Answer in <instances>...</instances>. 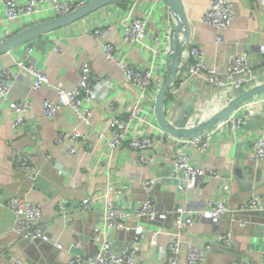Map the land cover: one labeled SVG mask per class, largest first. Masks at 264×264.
Segmentation results:
<instances>
[{"label":"built area","instance_id":"1","mask_svg":"<svg viewBox=\"0 0 264 264\" xmlns=\"http://www.w3.org/2000/svg\"><path fill=\"white\" fill-rule=\"evenodd\" d=\"M89 0H0V43L32 24L48 18L66 15L67 13L84 5ZM129 1V2H128ZM153 2L160 5L156 9L151 6L147 12L150 18L134 14L141 2ZM128 2L130 7L125 11L118 7L119 3ZM109 4L100 10H107L111 6L113 13L119 12L117 21L110 25L102 24L92 26L87 32L98 40L104 59L112 62L121 72L124 82L136 91L135 100L121 106L113 100H104L97 95L95 83L98 77L93 73L88 61L81 60L78 65V81L72 87H57V99H44L40 110L44 117L52 119L58 112L65 110L69 116L77 121V126L66 129L53 140L55 145L64 148L65 154L75 156L80 152L100 147L106 161V168L111 166L110 158L124 149L129 150L133 161L139 165L159 166L158 156L160 145L169 142L171 145L170 168L167 175L156 176L154 179L144 181L142 188L145 192L144 199L132 207H124L127 189L124 184L116 183L111 192L98 193L96 196H85L78 208L82 212H91L95 201H101L99 222L92 227L90 239L96 245V251L90 257L83 256L79 249L81 241L73 239L65 264H205L212 244H187L183 249V232L188 227L197 223L201 218L211 225H216L224 215L234 217L246 211H264L262 196L251 195L241 200L236 207L228 204V185L218 189L217 193L210 196L201 209H188L175 206L169 210L160 209L153 196L156 182L164 178L177 185L180 192L188 188L202 185L207 180L223 182L219 171L211 167L196 165L191 153H196L198 158H204L210 149L211 143L223 137L238 138L248 134L250 140V157L255 162L264 164V123L251 127L250 121L258 120L254 104L264 102V93L253 96L239 104L227 117L218 120L208 130L192 138H181L169 135L160 128L156 122L154 107L158 91L169 76V62L171 55V39L173 36L174 21L164 0H125ZM264 8V0H261ZM96 11L95 13H98ZM237 16L236 6L232 0H208V5L203 9L197 19L198 23L217 32L231 29ZM151 20V21H149ZM154 20L156 32H152L151 24ZM119 35L127 47L139 49L147 59V67L137 66L134 61H126L119 55L118 47L110 40V34ZM152 44H148V39ZM33 40V39H32ZM32 40L19 45L26 55L33 52ZM222 41L221 37L216 40ZM56 49H58L56 47ZM256 57H251L250 52L244 49L231 55L222 67L209 63L206 53L196 42H190L189 36L182 45L179 62L174 77L169 83L165 106L176 105L184 122L183 125L173 120L167 122L178 128H193L218 113L231 99L242 92L264 83V44L255 45ZM78 59L79 55L75 54ZM15 67L21 74L26 75L31 81V89L38 90L43 85H50L49 77L42 70L37 69L31 62L16 60ZM12 70L9 67L0 68V104L9 99L12 85ZM108 80L104 79V83ZM193 83L203 86L204 93L188 111L186 102L181 101L178 90L184 84ZM207 90L211 95L205 97ZM217 91L212 95V92ZM208 94V93H206ZM205 97V98H204ZM204 98V99H202ZM225 100L220 106L221 100ZM10 110L14 117L11 127L15 131L35 120V112L26 99L11 100ZM169 109V107H168ZM98 114L103 118V126L93 128L94 117ZM253 123V122H252ZM86 125L88 129L83 132L78 125ZM46 161H52L50 155H45ZM158 163V164H157ZM254 164L250 165L253 166ZM15 171L30 180H36L41 169L32 165L30 157L25 153H18L14 159ZM160 168H162L160 166ZM63 173L62 167L57 168ZM157 170V168H156ZM157 174V173H156ZM5 207L13 216L11 225L12 233L18 239H25L30 243L35 240L50 241V237L38 225L42 218V208L39 203L30 202L19 196H10L5 202ZM68 207L57 203L55 214L66 216ZM171 218L168 228H150L145 224L151 222L163 223ZM144 219L146 223L140 222ZM248 224L245 220H238V225L244 227ZM116 231L128 233L132 231V238L125 241L119 248L116 247L111 234ZM165 236L169 239L166 243L163 258L145 259L141 247L147 245L152 253L158 247V240ZM231 230L218 234L215 238L220 248H229L233 243ZM56 247L60 248L56 244ZM2 255V253H0ZM5 259L14 260L12 255L5 254ZM16 264L20 261L14 260ZM233 264H246L235 262ZM264 264V254L260 263Z\"/></svg>","mask_w":264,"mask_h":264},{"label":"crops","instance_id":"2","mask_svg":"<svg viewBox=\"0 0 264 264\" xmlns=\"http://www.w3.org/2000/svg\"><path fill=\"white\" fill-rule=\"evenodd\" d=\"M182 1L189 25V41L201 46L209 63L222 67L229 56L244 49L250 52L251 57L257 56L255 45L264 44V8L261 0H232L236 6L237 16L231 29L222 32L214 31L197 21L201 11L208 5V0ZM128 2L119 3L118 7L125 11L130 7ZM152 5L153 2H141L134 14L150 18L147 12L151 11ZM153 6L156 9L161 7L160 5ZM119 15V12L113 13L109 6L107 10L94 12L57 30V33H48L31 39L34 49L29 55L16 47L0 56V68L9 67L13 78L9 99L0 104V253H2L0 264H16L15 259L9 260L3 257L8 254L14 258L15 253L19 257L17 261H20V256L24 255L30 261L28 264L39 263V261L34 262L36 260L28 256L26 252L28 246L21 247V239H18L11 231L13 216L5 207L8 197L15 195L41 205L42 218L38 225L54 241L47 253L51 262H46L47 264H65L69 253L74 252L70 245L75 238L81 241L79 251L83 256L90 257L96 251V245L91 241L90 234L92 227L101 218L102 203L95 201L91 212H82L78 208V203L83 197L111 192L116 183H121L127 189L124 207H132L144 199L145 192L142 188L144 181L154 179L157 175H167L172 151L169 142H163L159 147V166L140 167L133 161L129 150L124 149L110 158L108 162L111 166L106 168L104 163L98 164L101 159L107 162L100 147L94 148L90 153L89 149L75 156H69L65 154L63 147L54 144L53 140L60 132L77 126V121L73 116H69L63 110L50 119L44 117L40 110L44 99H57L56 86L68 88L76 85L78 65L81 60L88 61L93 73L99 78L95 83V90L99 97H104L105 101L113 100L117 104V110L135 100L136 91L125 84L117 67L104 59L98 40L87 32V29L92 26L110 25L113 21H117ZM151 28L152 32H156L154 20H152ZM218 37L222 38L220 43L216 41ZM109 38L117 45L122 59L134 61L137 66L147 67L146 56L139 49L127 47L115 33H111ZM148 41L151 45L152 40L149 38ZM75 54L79 55L78 59L74 58ZM25 59L46 73L50 85H43L38 90L31 89L30 79L21 74L14 63L16 60ZM104 79L108 81L104 83ZM216 92L213 91L212 95ZM178 93L181 101L186 102L185 107L190 111L204 91L203 86L199 88L198 85L189 83L181 86ZM206 93L205 97L211 95L208 90ZM19 99H26L32 106L35 120L15 131L11 127L14 114L8 106L11 100ZM224 102L225 100L222 99L220 106ZM254 109L259 118L256 121H250L251 127H256L259 122L264 123V102L255 103ZM164 115L167 121L173 120L181 125L185 122L176 105L167 106V102L166 106L164 105ZM103 122V118L96 114L93 128L99 129L103 126ZM78 127L83 132L88 130L84 124ZM250 152L248 134L239 136L237 139L223 137L212 142L204 158H198V155L192 152L191 157L196 165L202 168L208 166L219 171L223 182L210 179L202 185L180 192L176 184L161 178L156 182L152 193L156 205L163 210H169L175 206H183L192 210L201 209L210 196L216 194L218 189L221 190L224 185H228V204L231 207L238 206L241 200L248 197L243 198V192L233 190V182L236 179L232 174L233 167L241 166L245 174L248 166L252 164L264 170V164L251 159ZM18 153L27 154L32 165L41 169L40 176L36 180L32 181L15 171L14 159ZM46 154L51 156L52 161H46ZM58 167H62L64 172H59ZM260 182L263 184L258 189H253L251 195L262 196L264 203V178H260ZM57 203L68 207L69 211L66 216L55 214ZM234 217L224 215L216 225H211L201 218L184 230L183 249H186L189 241L190 244L195 245L211 243L209 253L212 255L208 264H226L232 258H239L242 263L246 264H259L260 257L264 254V218L262 222L259 221L260 216L254 217L256 222L247 221L252 225V228H248V224L240 227ZM145 225L150 228H168L171 226V218L168 217L161 225L150 223ZM229 230L234 236L229 248H232L235 253L223 254L217 251L223 248L216 244L215 238L218 234ZM132 235V233L116 231L111 234V237L116 247L119 248L125 241L131 239ZM168 240L165 236L160 237L155 253H152L147 245L142 246L143 257L149 260L163 258ZM56 244L60 248L56 247ZM213 247L216 248L215 251H212ZM33 254L39 255L38 252ZM233 263L235 262L232 261Z\"/></svg>","mask_w":264,"mask_h":264},{"label":"water","instance_id":"3","mask_svg":"<svg viewBox=\"0 0 264 264\" xmlns=\"http://www.w3.org/2000/svg\"><path fill=\"white\" fill-rule=\"evenodd\" d=\"M125 0H89L84 5L74 9L73 11L67 13L66 15L48 18L45 20H41L32 24L31 26L13 34L4 39L0 43V56L8 53L10 50L18 47L19 45L23 44L26 41L34 39L38 36L48 34L50 32L60 30L66 26H69L90 14L100 10L101 8L117 2H122ZM164 2L168 6V10L173 18L174 21V28H173V36L171 39V55H170V62H169V76L165 79L162 83L158 94L156 96V103L154 107V113L156 122L169 135L181 138H192L195 136L200 135L202 132L208 130L211 126H213L218 120L227 117L239 104L244 102L245 100L256 96L258 94L264 93V83L251 88L247 91L242 92L240 95L236 96L235 98L231 99L218 113L212 115L205 121L201 122L200 124L196 125L193 128H178L174 127L170 123L167 122L165 115H164V105H165V98L166 92L169 86L170 81L174 77L176 67L179 62V57L182 50V45L187 42L189 36V25L188 20L185 14L184 5L182 0H164ZM232 174L236 178L233 182V190L237 189L240 190L242 193V197H249L253 189H258L263 182H260V178H264V170L260 169L258 166H248V170L246 174L243 172L241 166L236 165L232 169ZM259 221L262 222L264 218V211H246L241 214H237L234 217V220H246V221H255L254 217H259ZM144 221V219H141ZM151 224L161 225L160 222H151ZM248 228H252L251 222L248 224ZM132 233V231H129ZM54 241L51 240L48 242H44L41 240H35L33 243L28 242L25 239H21V247L28 246L26 252L28 253L29 257H33L34 262L39 261L38 264H47V262H51L50 256L47 255L48 250L52 248V244ZM216 248L213 247L212 251H215ZM220 253H235L232 248H223L217 250ZM34 252H38L39 255H34ZM40 255L42 257L40 258ZM211 253L207 256L206 264L211 259ZM20 256V255H19ZM37 257V258H36ZM14 259L17 260L19 257L14 255ZM22 262L21 264H28L30 261L24 255L20 256ZM20 260V261H21ZM47 261V262H46ZM233 262H241V259L232 258L226 264H232Z\"/></svg>","mask_w":264,"mask_h":264},{"label":"rangeland","instance_id":"4","mask_svg":"<svg viewBox=\"0 0 264 264\" xmlns=\"http://www.w3.org/2000/svg\"><path fill=\"white\" fill-rule=\"evenodd\" d=\"M62 29H63V28H62ZM51 33H52V34L57 33V30H56V31H53V32H50V34H51Z\"/></svg>","mask_w":264,"mask_h":264}]
</instances>
